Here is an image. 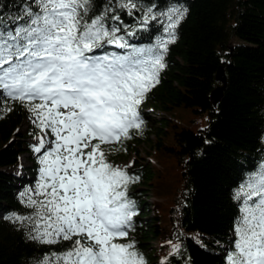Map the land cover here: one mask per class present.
Here are the masks:
<instances>
[{"label":"trees","instance_id":"1","mask_svg":"<svg viewBox=\"0 0 264 264\" xmlns=\"http://www.w3.org/2000/svg\"><path fill=\"white\" fill-rule=\"evenodd\" d=\"M124 2L90 0L88 18L105 14L106 27H119L117 35L135 47H152L165 36L166 17L140 27L146 7L155 5L158 13L171 7L188 12L164 53L159 83L139 106L143 125L129 130L130 139L101 145L113 166L120 157L136 154V145L150 142L159 161L133 157L125 168L138 177L127 186L136 215L127 237L117 242L133 243L146 264H161L165 258L166 264H226L242 204L234 195L264 163V0H136L132 15L120 6ZM26 6L36 9L33 0H0V20L11 26ZM113 15L120 20L113 21ZM125 51L106 44L95 54ZM220 66L225 83L215 101L212 92L222 84L216 79ZM0 106L12 108L0 112V264H37L71 242L40 244L29 239L28 227L4 218L33 213L20 194L34 189L39 179L41 165L29 140L41 133L32 122L23 123L30 113L19 102L4 98ZM176 108L204 113L207 123L193 130L170 116ZM22 153L28 165L23 166ZM16 166L23 167L22 175ZM151 193L163 199L151 203ZM175 244L179 251L169 255Z\"/></svg>","mask_w":264,"mask_h":264},{"label":"snow or ice","instance_id":"2","mask_svg":"<svg viewBox=\"0 0 264 264\" xmlns=\"http://www.w3.org/2000/svg\"><path fill=\"white\" fill-rule=\"evenodd\" d=\"M33 2L36 9L26 6L11 26L0 20V104L4 98L22 104L43 134L33 146L39 179L20 194L33 213L4 218L28 227L29 239L40 244L71 242L37 264H146L133 243L117 242L136 215L127 186L138 177L109 163L101 145L130 139L129 130L143 125L139 106L159 83L164 53L188 9L158 13L155 5L146 7L140 27L166 17L165 36L152 47H135L117 35L119 27H106L105 14L88 18L90 0ZM120 6L129 15L138 8L136 0ZM106 44L126 51L95 54ZM10 111L0 106V112ZM234 199L242 204L226 264H264V163ZM179 249L173 245L169 255Z\"/></svg>","mask_w":264,"mask_h":264},{"label":"rangeland","instance_id":"3","mask_svg":"<svg viewBox=\"0 0 264 264\" xmlns=\"http://www.w3.org/2000/svg\"><path fill=\"white\" fill-rule=\"evenodd\" d=\"M164 115H166L165 113H163ZM170 116H173L174 119L176 121H178L179 123H186L190 128H192L193 130H197L198 128H200L201 126H204L207 123V115L206 114H200L197 112H191L188 109H183V108H176L173 110L172 114H170ZM30 123L32 122L31 117H26L24 120V124L25 123ZM43 135V134H42ZM152 136V135H151ZM30 144L33 150V146H35L37 144V139L35 137L31 138L30 140ZM152 142L150 143H141L139 145H136L137 148V153L134 154L133 152L128 153L126 156L120 157L118 160H116V162L114 163L115 167H118L120 169H125L127 165H129V163L131 162L132 158H137L138 161H142L143 158H145V160L151 162L152 164H157L158 161V157L155 155L154 150L151 147ZM46 147H48V145H46ZM34 152V151H33ZM35 157L38 158L39 154L35 153ZM21 161L23 162V166L28 165V158H27V153H22L21 154ZM15 171L16 173L22 175L24 173V169L21 166H16L15 167ZM159 196V195H158ZM159 199H163V197H156L154 194H150L148 201L149 202H153Z\"/></svg>","mask_w":264,"mask_h":264},{"label":"water","instance_id":"4","mask_svg":"<svg viewBox=\"0 0 264 264\" xmlns=\"http://www.w3.org/2000/svg\"><path fill=\"white\" fill-rule=\"evenodd\" d=\"M216 79L218 81H220L222 84L218 85L212 92V96L215 99V101H217L221 95V91L224 87V83H225V75L223 72V68L220 66L217 73H216Z\"/></svg>","mask_w":264,"mask_h":264}]
</instances>
